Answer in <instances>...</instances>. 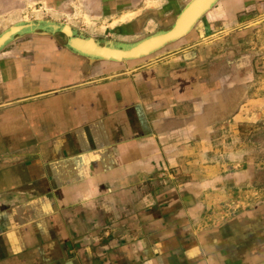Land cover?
Listing matches in <instances>:
<instances>
[{"label": "crops", "instance_id": "0c3cea01", "mask_svg": "<svg viewBox=\"0 0 264 264\" xmlns=\"http://www.w3.org/2000/svg\"><path fill=\"white\" fill-rule=\"evenodd\" d=\"M26 1L0 0V25ZM33 1L126 46L191 0ZM243 1L139 59L86 57L42 30L0 50V264H264V186L235 140L264 118Z\"/></svg>", "mask_w": 264, "mask_h": 264}, {"label": "rangeland", "instance_id": "374dc122", "mask_svg": "<svg viewBox=\"0 0 264 264\" xmlns=\"http://www.w3.org/2000/svg\"><path fill=\"white\" fill-rule=\"evenodd\" d=\"M26 2L30 4L19 7L20 10L18 9L16 12L19 13V16L10 18L15 21L14 24L22 21L50 20L81 27V23L76 18L80 16V10L74 8L69 14H66L59 7H53V5L48 6L45 2H36L33 0L32 2ZM241 3H243L241 8L243 9L242 13H245L244 18L247 21L246 24L253 25L254 23L256 25L254 28H251L249 34L246 33L247 35L244 40L245 46L240 50L251 61L249 65L250 72L253 71L255 76V80L251 78L246 83V89L252 90L254 87L257 88L261 85L262 91L264 92V0H244ZM11 26H1L0 33ZM21 35L23 34L17 35L14 38L17 39ZM54 36L58 39H66L60 34ZM260 76L262 78L258 79ZM236 135L235 140L245 156L241 166L245 168L249 167L254 173L252 184L255 186H264V118L260 122L245 123L239 134Z\"/></svg>", "mask_w": 264, "mask_h": 264}, {"label": "water", "instance_id": "95a60500", "mask_svg": "<svg viewBox=\"0 0 264 264\" xmlns=\"http://www.w3.org/2000/svg\"><path fill=\"white\" fill-rule=\"evenodd\" d=\"M220 0H191L180 12L173 26L126 46L101 44L93 37L74 29L69 24L54 21H22L0 33V50L14 37L31 31L42 30L50 34L60 33L72 51L90 58L125 61L148 56L166 44L187 36L198 21Z\"/></svg>", "mask_w": 264, "mask_h": 264}, {"label": "flooded vegetation", "instance_id": "af4514ba", "mask_svg": "<svg viewBox=\"0 0 264 264\" xmlns=\"http://www.w3.org/2000/svg\"><path fill=\"white\" fill-rule=\"evenodd\" d=\"M32 32H35V31H32ZM56 34H60V33H55V35H56ZM60 35H62V34H60ZM98 42H100V43H101V41H98Z\"/></svg>", "mask_w": 264, "mask_h": 264}]
</instances>
